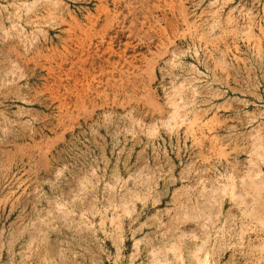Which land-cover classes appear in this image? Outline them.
Wrapping results in <instances>:
<instances>
[{"label":"rangeland","instance_id":"rangeland-1","mask_svg":"<svg viewBox=\"0 0 264 264\" xmlns=\"http://www.w3.org/2000/svg\"><path fill=\"white\" fill-rule=\"evenodd\" d=\"M0 264H264V0H0Z\"/></svg>","mask_w":264,"mask_h":264}]
</instances>
